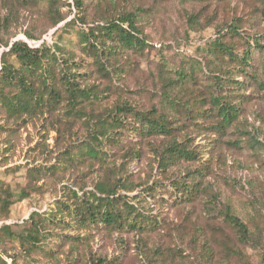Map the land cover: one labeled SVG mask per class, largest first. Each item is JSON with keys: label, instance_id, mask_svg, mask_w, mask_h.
<instances>
[{"label": "rangeland", "instance_id": "rangeland-1", "mask_svg": "<svg viewBox=\"0 0 264 264\" xmlns=\"http://www.w3.org/2000/svg\"><path fill=\"white\" fill-rule=\"evenodd\" d=\"M80 1L78 10L74 0H0V69L13 42L45 47L56 51L57 77L75 78L96 95L73 116L62 104L31 117L0 104V226L8 225L0 230V264H264L262 0ZM126 16L148 45L128 48L102 37L101 27ZM230 25L257 41L244 63L241 37L222 44L237 52L232 57L206 45ZM82 34L114 50L102 68ZM192 88L204 102L186 101ZM208 91L235 107L230 126H213L219 118ZM117 103L130 104L135 121H171L175 137L138 134L97 146L92 129ZM173 143L189 154L161 172L157 153ZM90 148L99 151L96 159ZM120 177L133 191L120 192L115 204L134 206L146 226L111 228L88 216L90 193ZM227 215L245 226L248 240Z\"/></svg>", "mask_w": 264, "mask_h": 264}, {"label": "trees", "instance_id": "trees-1", "mask_svg": "<svg viewBox=\"0 0 264 264\" xmlns=\"http://www.w3.org/2000/svg\"><path fill=\"white\" fill-rule=\"evenodd\" d=\"M264 4V0H262ZM75 6L78 10L81 9L82 3L80 0H74ZM131 16H126L115 20L104 27L100 28V34L106 40L119 42L121 46L128 48L142 47L147 44L142 37H139L136 26L134 25ZM124 25H126L124 27ZM230 36H238L245 40V47L242 49L238 60L244 63L250 55V50L255 47L257 43L254 37H245L243 31H240L234 26H227L216 30L212 36V40L207 42L208 49L212 50V54L216 56V52L220 49L229 57L237 52L228 47H222L225 40ZM84 40L82 43L84 49L92 48L95 50V62L102 68V60H108V56L114 50L109 49L104 51L98 49L96 42H92L90 36L81 35ZM86 42V44H85ZM148 45V44H147ZM205 45V46H206ZM88 46V47H86ZM95 46V47H93ZM98 49V51H97ZM45 47L30 48L25 43L20 41L13 42L8 51L3 53L2 68L0 69V104L12 115L18 117H31L37 112H48L51 108L59 105L65 107L64 113L73 116L78 111V106L83 101L95 100L96 95L85 86L79 85L75 78H68L65 74L57 77L53 73V61L55 60V52L49 53ZM236 52V53H235ZM6 57H12L16 60V65L7 63ZM211 73V71H210ZM216 80H221L220 75H215ZM15 89L14 93L4 92L3 89ZM199 89L192 88L187 92L186 101L188 102H204L203 93L197 94ZM205 94V93H204ZM210 96V106L216 108V113L219 122L213 126L220 129V127L230 126L236 119V109L233 105H227L221 96L213 94L208 91ZM169 101V99H167ZM171 106L175 107V103L170 101ZM131 105L127 103H117L112 107L106 109L100 117L97 128H93V139L97 142V146H117L126 138L133 137L137 139L138 134H143L145 140H151L158 136L170 140L175 137L176 127H172V122L165 124L164 120H155L142 115L139 121L130 119L128 113H132ZM207 112V111H205ZM176 122H178L176 120ZM137 126V128H136ZM142 139V138H141ZM177 143L168 144L165 149L157 153V167L161 172L167 170L169 164H173L177 160L188 156L189 152L181 146H176ZM99 151L90 148L87 154L93 159L98 157ZM131 158H138L139 151L135 148L127 151ZM127 181L124 177L117 178L111 186L103 184L97 185L95 190L91 192V200L86 208L88 216L94 219V222L103 224L105 226L114 228L122 224H129L135 226L137 222H142V226H146L148 220L140 216L136 208L130 204L118 208L115 204L116 197H122L120 192H132L133 190L127 187ZM227 220L237 228L241 240H248L247 231L244 225L240 223L237 218L227 215ZM29 219V218H28ZM2 232H8V225L3 223L0 226ZM32 240L34 238L30 237ZM96 264L102 262L96 261Z\"/></svg>", "mask_w": 264, "mask_h": 264}]
</instances>
